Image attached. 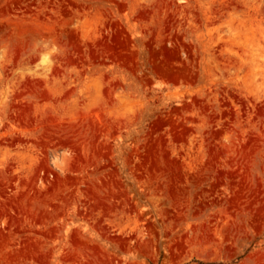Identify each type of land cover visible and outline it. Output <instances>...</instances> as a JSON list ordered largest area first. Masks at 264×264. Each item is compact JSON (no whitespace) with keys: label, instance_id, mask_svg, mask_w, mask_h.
Segmentation results:
<instances>
[{"label":"rangeland","instance_id":"rangeland-1","mask_svg":"<svg viewBox=\"0 0 264 264\" xmlns=\"http://www.w3.org/2000/svg\"><path fill=\"white\" fill-rule=\"evenodd\" d=\"M0 264H264V0H0Z\"/></svg>","mask_w":264,"mask_h":264}]
</instances>
